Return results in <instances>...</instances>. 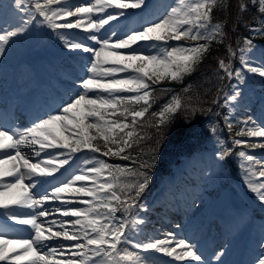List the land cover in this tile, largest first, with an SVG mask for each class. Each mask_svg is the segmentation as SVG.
I'll list each match as a JSON object with an SVG mask.
<instances>
[{"label": "snow or ice", "instance_id": "1", "mask_svg": "<svg viewBox=\"0 0 264 264\" xmlns=\"http://www.w3.org/2000/svg\"><path fill=\"white\" fill-rule=\"evenodd\" d=\"M250 2L241 0L239 11H246ZM218 5L224 7V0H176L151 23L117 35L115 31L109 33L106 26L123 17L124 10L146 6V0H85L80 4H71L70 0H9L7 3L0 0V56L12 38L26 34L37 23L54 31L82 30L86 33L83 38L70 34L58 38L67 51L90 54L85 76L78 82L70 81L65 92L67 98L62 96L54 110L23 129L0 128V217L20 226L0 227V261L154 264L148 255L154 252L176 261L205 264L195 245L173 233L164 239L132 241L129 230L140 233L149 223L139 215L140 211H149L140 200L149 186L148 172L154 164L144 161L139 168H128L111 164L103 157L111 154L121 160L132 159L128 150L150 139L138 132L137 126L151 107V86L164 79L183 80L202 61L213 41L218 38L219 42L223 41V24L213 22V11ZM257 5L264 15V0H255L253 6ZM101 30L105 31L104 35H99ZM251 31L264 34V27H253ZM182 39L198 43L169 44ZM85 41H91L92 45ZM243 43L238 49L239 67L233 68L224 59L218 61L219 70L235 80L231 92L224 97V106L228 108L224 121L229 129L231 113L243 107L240 86L247 83L246 74L258 75L264 82V49L248 38ZM151 49L156 50L155 54ZM235 55L236 52L229 51V56ZM257 103L264 115V92ZM135 105L142 107L135 110L131 107ZM182 107L181 98L173 96L159 112L152 113L157 118L156 129L171 124ZM128 116L132 118L131 124L126 122ZM185 123L190 128L193 121ZM243 123L245 127L237 136L264 138V120L258 124L249 116ZM212 131L215 132L214 127ZM97 139L104 142L106 151L101 152L93 143ZM218 143L223 145V141ZM233 143L264 149V142L249 144L235 139ZM26 148L30 152H25ZM82 152L86 155L69 172L65 166L71 168V162L79 159L77 154ZM230 155V148H222L216 158L224 161ZM237 155L246 188L264 207V180L259 179L264 178V157L257 158L246 151ZM32 157L38 158V162L32 163ZM56 173L64 178H56ZM50 203L57 206L48 207ZM134 209L139 211L133 212ZM118 212L124 216L117 219ZM57 215L59 219L55 218ZM124 245H130L133 250ZM260 247L264 248V237ZM223 255L221 249L214 253V258L219 262ZM254 264H264V253Z\"/></svg>", "mask_w": 264, "mask_h": 264}, {"label": "rangeland", "instance_id": "2", "mask_svg": "<svg viewBox=\"0 0 264 264\" xmlns=\"http://www.w3.org/2000/svg\"><path fill=\"white\" fill-rule=\"evenodd\" d=\"M4 2L7 3L9 0H4ZM70 2L71 4H80L84 3L85 0H70ZM175 2L176 0H146V6L140 9L124 10L125 15L117 21L111 22L110 26H106V29L109 33L115 31L117 35H123L132 29L139 28L141 25H146L156 20ZM251 2L255 3V0H251ZM108 11H112V9ZM39 19L41 18H38V20ZM70 19L74 20L75 18ZM213 22L216 23L215 21ZM261 23L262 19H259L253 27H264ZM61 34H70L77 39L83 38L86 35V33L80 29L71 30L70 33L67 30L54 31L46 25L37 23L31 26L26 34L13 38V42L19 44L18 50L22 52L25 69L17 71L15 68H12L9 71H5L0 78L4 85L3 90L0 91V111L4 112L6 116H9L11 108L13 109L16 106L22 109L30 103H42L49 106L55 99L60 102L62 96L66 97L65 92L69 87L70 81L77 80L78 82L79 78L85 76L90 54L79 51H67L58 38ZM104 34L105 31L101 30L99 35ZM251 36L253 38V40L251 39L253 43L260 49H264V42L261 41L264 39V34H256L251 31ZM202 42L203 41H200V43ZM85 43L92 45L91 41H85ZM196 43L198 42L191 39H182L179 42L169 41V44L173 46L177 44L195 45ZM243 46L244 43L241 47ZM150 51L155 54L156 50L151 49ZM12 57H17L15 50L10 55V58ZM8 59L0 56V67L2 64H6ZM47 59L50 60L47 61ZM9 61L10 60H8L7 63H9ZM48 64L52 66L51 72L47 71ZM239 66L240 63L237 67ZM150 67L151 66H149V68ZM12 72L13 74L15 73V76L11 74ZM246 76L247 83L240 86L243 92L241 101L243 107H237L230 116L232 121L231 129L236 127L230 141L233 142L235 139H240L247 141L249 144L260 143L264 142V138H249L247 136L236 135L237 132L245 127L243 121L247 120L249 116L258 124L264 120V115H262L260 106L257 103L259 96L264 92V82H262V78L258 75L246 74ZM225 78L227 80L223 85V103L225 95L231 92V85L235 83V80L229 79L228 81L226 75ZM7 82H10V84H7ZM43 82H45V85L43 84L44 86L41 87L39 91L36 85H42L41 83ZM44 93L47 95H43ZM6 95L14 100L11 107L8 103L3 102ZM173 96L178 95L173 94L165 99L160 105L158 112L165 104L171 102V97ZM225 108L227 110L226 115H228V108ZM49 111L52 110L50 109ZM49 111H46L45 114ZM126 122L129 123L128 121ZM204 124L206 123H203V125ZM223 125L227 127L224 119L220 125V130ZM213 127L215 128L214 124L209 127L208 125L204 126V133L200 136V138L203 136V139L199 143L200 146L192 150L189 154L183 155L178 161L179 165L174 166L173 164L171 165V163L169 164V156L161 155L154 160L152 159L158 167L169 164L167 168H171L172 170L158 185L157 183L152 184L150 180L149 186L144 192L140 203L149 208L148 212H152L154 209L158 210L154 215L156 224L152 226L153 229L146 230L143 228L140 233L129 230V236L133 242L140 241L143 243L149 238L164 239L167 238L168 233H173L177 238H185L191 244L195 245L198 253L204 258L205 264H215L217 261L214 258V253L219 252L221 249L225 250L228 243L235 238L232 237V239H227L226 234L228 232L226 231V224L229 221H231L230 223L238 222L237 227L232 231L234 234L237 233V247L227 261V264L234 263L242 241L243 231L245 227H247L246 222L249 212L245 210L244 207L238 209L230 208V201L234 200L237 202L241 199L236 194L234 184L231 180V170L228 167L227 159L219 161L216 158V154L222 148H233L230 144H227V141L217 132L219 128H215V132H213ZM128 130L130 129H125V131ZM93 135H95L94 132ZM120 135L123 136V133ZM198 135L199 134H197V137ZM195 140L197 139L195 138ZM218 141H223V145L219 144ZM93 143L101 149V152L107 150L102 140L97 139L93 141ZM240 151L252 153L255 157L260 158L264 157V149H253L242 144L236 145V148L232 151L238 169L235 173V177L242 180L241 182L244 184L243 172L239 167L241 161L237 155ZM85 155L86 153L83 152L78 153L77 156L79 157V161L74 162L73 160L70 170L67 165L65 168H68V171L71 172L73 167L75 168L79 165L80 159H83ZM103 159L111 164H119L128 168H138L131 162L132 159L121 160L111 154L108 157H103ZM256 170L258 173L260 170L259 166H257ZM61 172H64V169H61ZM152 172H155V169H152ZM65 175H67V173H65ZM148 175L150 179L153 178L152 173L148 172ZM47 179L55 183L53 178L49 177ZM120 179L123 178L121 177ZM259 179L264 180V178ZM45 187H47V185ZM253 196L257 201V211L264 212V207H261L260 202L254 194ZM47 206L54 207L57 206V204L50 203ZM137 211L139 210H133V212ZM148 212L144 213L140 211L139 215L147 219ZM116 215L117 219H119L124 216V213L118 212ZM55 218L59 219L60 217L57 215ZM128 218L131 219L130 216ZM4 226L9 228H20V226L14 225L13 222L7 221L6 218L0 217V227ZM262 237H264V217L257 218L256 220L253 231V242L248 251V256L242 264H254L257 258L264 253V248L260 247ZM222 239L228 241H225L224 244L221 242ZM51 243L55 245L56 241H52ZM172 246L174 247L175 245L173 244ZM124 247L133 250L130 245H124ZM179 251L180 249H177V252ZM141 255L145 254L141 253ZM148 255L155 261V264H197L196 261H176L174 258L168 257L162 253L153 252ZM0 264H6V262L0 261Z\"/></svg>", "mask_w": 264, "mask_h": 264}, {"label": "trees", "instance_id": "3", "mask_svg": "<svg viewBox=\"0 0 264 264\" xmlns=\"http://www.w3.org/2000/svg\"><path fill=\"white\" fill-rule=\"evenodd\" d=\"M240 3L241 0H226L224 7L218 5L213 11V19L223 24L225 36L222 42L217 40L211 43L209 51L191 74L185 75L183 80H164L152 86L151 107L137 126V131L150 139L146 138L129 149L135 160L151 158L162 153L178 156L182 151L189 152L199 145L201 139L198 137L193 144L188 143L193 137V132L202 130L203 123L209 120L214 124L219 123L225 109L218 98L222 74L218 61L224 59L226 63L230 61L232 66H235L238 63V47L249 36L248 28L255 24L258 16H263L264 21V15L257 11L251 2L244 12L239 11ZM229 51L236 52V55L229 56ZM172 93L181 95L183 107L174 116L171 124L157 130L154 126L156 118L152 113L157 111L158 105ZM187 120L193 121L190 128L185 123ZM139 124L143 127H139Z\"/></svg>", "mask_w": 264, "mask_h": 264}, {"label": "bare ground", "instance_id": "4", "mask_svg": "<svg viewBox=\"0 0 264 264\" xmlns=\"http://www.w3.org/2000/svg\"><path fill=\"white\" fill-rule=\"evenodd\" d=\"M18 45L19 44H16L15 42H13V38H12L9 45L6 46L5 53L2 55V57H5L7 59L9 58L8 60H10V61H9V63H7L8 62V60H7L6 64L1 65V67H0V78H1V76H3L5 71L11 70L14 65L19 64V65H17V69H16L17 71H21V70L25 69V66L23 65L22 52H20L18 50V48H19ZM14 50L16 51L17 57L16 58L15 57L10 58V55L12 54V52ZM47 71L51 72L52 66H50V67L47 66ZM36 86L39 88V91H40V88L43 87L44 85H41V86L36 85ZM3 88H4L3 82H1V80H0V91H2ZM43 95H47V94L44 93ZM64 98L66 99L67 97H64ZM58 103H60V102L57 101V99H56V101H53V103H51L52 107L51 106L46 107L40 103H36L35 105L31 103V104H29V106H26L25 108H22V109L17 108V106H16L12 109V111L8 117L0 113V128H4V129L12 128V129L19 130L20 127H22V128L28 127L32 124L33 121H35L38 118H40L41 116L45 115V112L48 111L50 108L54 109L55 105ZM12 122H14V124H15L14 127L11 126ZM24 151L30 152V149L26 148V149H24ZM75 160H76V162L79 161V159H75ZM31 162L32 163L38 162V158L32 157ZM6 167H7V165H6ZM55 176L58 179L63 178V176H60L59 173H56ZM6 179H10V178H6ZM237 225H238V222H233V223L228 222L226 224V226H227L226 231L228 232L226 234L227 239H230V238L232 239V237H235V238H234V240H232L231 242L228 243V245L225 247L224 255L221 257V260L219 262L218 261L215 262V264H227L228 259L231 257L233 251L235 250V248L237 246V243H236V239H237L236 234L237 233L234 234V233H232V231L235 227H237ZM225 241L227 242L228 240L222 239L221 242H223L225 244ZM232 264H237L236 260Z\"/></svg>", "mask_w": 264, "mask_h": 264}]
</instances>
